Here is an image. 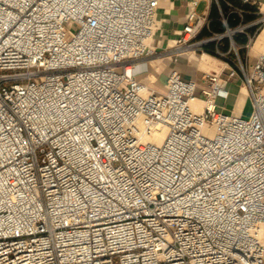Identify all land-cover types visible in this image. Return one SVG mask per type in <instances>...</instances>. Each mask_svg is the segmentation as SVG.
<instances>
[{"label":"built area","instance_id":"2783aa9c","mask_svg":"<svg viewBox=\"0 0 264 264\" xmlns=\"http://www.w3.org/2000/svg\"><path fill=\"white\" fill-rule=\"evenodd\" d=\"M223 1L167 38L174 0H0V264H264V53L239 54L264 11ZM187 53L223 66L143 82ZM232 78L246 117L217 109Z\"/></svg>","mask_w":264,"mask_h":264},{"label":"crops","instance_id":"0c3cea01","mask_svg":"<svg viewBox=\"0 0 264 264\" xmlns=\"http://www.w3.org/2000/svg\"><path fill=\"white\" fill-rule=\"evenodd\" d=\"M264 8V0H258ZM203 3V2H201ZM200 3V4H201ZM205 6V4H204ZM160 17L166 19L164 26L166 31L170 32L174 30H179L183 24V15H184V0H174L173 5L170 6L167 2H162L160 4ZM206 30V29H205ZM207 31V30H206ZM261 32V31H260ZM259 32V33H260ZM257 34L256 38L251 42V44L246 48L248 54V62L249 64L253 63L257 53H261V50L254 49V43L259 35ZM237 41L240 45L245 44V40L242 37H238ZM189 58L181 57L175 63H172L173 69L177 70L183 77L188 79L196 80L197 82L201 81V73L198 71L199 69L196 67V62H190ZM157 66L154 68L148 69L149 73L146 77H144L143 82L155 81L151 87L154 90H163V84L166 78V72L156 73L158 70ZM222 66H220L221 68ZM152 75L154 77L153 80H148V77ZM162 88V89H161ZM226 89L228 91V95L226 98L218 97L216 98L217 109L225 114H229L231 112H235L236 114H240L243 117L249 115L250 105L247 99V91L244 85L238 80V78H232L228 80L226 85ZM244 89V92H243Z\"/></svg>","mask_w":264,"mask_h":264},{"label":"bare ground","instance_id":"6f19581e","mask_svg":"<svg viewBox=\"0 0 264 264\" xmlns=\"http://www.w3.org/2000/svg\"><path fill=\"white\" fill-rule=\"evenodd\" d=\"M171 44V43H170ZM264 27L262 28L261 32L259 33L255 43H254V49L257 50H262L264 49ZM197 56V62H196V67L199 69L198 71L202 73H209L211 71H219L220 70V65L223 66V63L220 62L216 57L206 55L204 54L203 56ZM159 60H151L150 61V66L149 69L152 67L154 68L157 66V63ZM219 64V65H218ZM141 65L136 66V69H141ZM149 73V71H148ZM148 73L144 76L146 77ZM154 77L150 75L148 77V80H153ZM146 83V82H145ZM244 92V89H243ZM190 108L195 112V113H200L202 111V100L199 98L191 99L190 100ZM167 128L163 125H158L154 127L150 133V139H152L153 142L156 144H160L162 140L164 139V136L166 134ZM260 238L264 242V228L262 229L260 233Z\"/></svg>","mask_w":264,"mask_h":264},{"label":"rangeland","instance_id":"374dc122","mask_svg":"<svg viewBox=\"0 0 264 264\" xmlns=\"http://www.w3.org/2000/svg\"><path fill=\"white\" fill-rule=\"evenodd\" d=\"M204 10V3H201V4H199L198 6H197V9H196V11L198 12V13H201L202 11ZM262 11H264V8H262ZM164 26H167V24H164ZM173 37V35L171 34L170 35V33H168L167 34V38H172ZM264 48V47H263ZM245 53H246V50L244 49V50H240L239 51V54L241 55V57H242V54H244L245 55ZM261 53H264V49H262L261 50ZM257 55V54H256ZM186 56V58H189V60H191L190 62H192V63H195L196 62V55L195 54H193V53H187V54H185V55H183V57H185ZM161 59V55H159V56H156L155 58H151V60H159V62H158V70L156 71V73H162L163 71L164 72H166V74L169 72V70L171 69V68H173L172 67V62L170 61V60H168V59H162V60H160ZM196 64V63H195ZM219 65V64H218ZM221 66V65H220ZM165 74V75H166ZM162 89V88H161ZM156 91H162V90H156Z\"/></svg>","mask_w":264,"mask_h":264},{"label":"trees","instance_id":"16d2710c","mask_svg":"<svg viewBox=\"0 0 264 264\" xmlns=\"http://www.w3.org/2000/svg\"><path fill=\"white\" fill-rule=\"evenodd\" d=\"M227 1H230V2H233L237 5H239V2L237 0H227ZM221 8L223 11H226L227 10V6L226 4L224 3L223 0H221ZM219 16L218 14V11L216 9V7L213 5L211 7V10H210V13H209V18L211 19L210 23H209V29L212 31V32H221L224 28H223V25L217 20V17ZM208 32L203 29L201 34L202 35H205L207 34Z\"/></svg>","mask_w":264,"mask_h":264}]
</instances>
